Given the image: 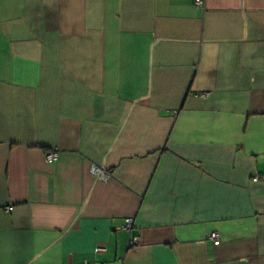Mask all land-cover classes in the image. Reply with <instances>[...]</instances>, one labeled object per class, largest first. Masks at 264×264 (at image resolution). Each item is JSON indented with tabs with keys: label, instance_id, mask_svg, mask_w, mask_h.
I'll use <instances>...</instances> for the list:
<instances>
[{
	"label": "crops",
	"instance_id": "1",
	"mask_svg": "<svg viewBox=\"0 0 264 264\" xmlns=\"http://www.w3.org/2000/svg\"><path fill=\"white\" fill-rule=\"evenodd\" d=\"M84 260L264 264V0H0V264Z\"/></svg>",
	"mask_w": 264,
	"mask_h": 264
},
{
	"label": "built area",
	"instance_id": "2",
	"mask_svg": "<svg viewBox=\"0 0 264 264\" xmlns=\"http://www.w3.org/2000/svg\"><path fill=\"white\" fill-rule=\"evenodd\" d=\"M193 4L200 9L204 8V2L205 0H192ZM174 114H176V111L173 112ZM58 158V152L55 149H50L47 150L44 153V160L46 163H53L57 160ZM89 173L95 177L96 179L100 180V181H106L109 176H110V172L105 169V168H101L95 164H91L90 168H89ZM252 181H257L259 180V176L255 175L251 178ZM12 207L11 206H7L5 208L6 211H11ZM123 230H125L126 232L130 233L132 231V229L134 228L133 225V219L131 217L127 218L125 220L124 225L121 227ZM208 239L212 241L213 245H218L219 244V233L217 232H212L209 234ZM139 244V240L137 238V236H133L130 235L127 239V245L129 248L137 246ZM105 251V247L103 246H97L94 249V253H98V252H103ZM81 264H105L104 262H89L87 260H84Z\"/></svg>",
	"mask_w": 264,
	"mask_h": 264
}]
</instances>
